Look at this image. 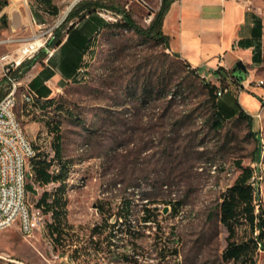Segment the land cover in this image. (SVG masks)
<instances>
[{"label":"rangeland","instance_id":"rangeland-1","mask_svg":"<svg viewBox=\"0 0 264 264\" xmlns=\"http://www.w3.org/2000/svg\"><path fill=\"white\" fill-rule=\"evenodd\" d=\"M93 2L116 24L96 38L81 79L50 81L53 105L40 100L39 106L17 108L35 147L42 132L52 135V149L48 143L41 152H55L47 123L59 122L64 160L71 162L69 230L62 241L49 226L29 238L17 226L1 230L0 264H237L223 259L228 230L220 203L241 161L254 168L256 203L264 205V119L245 95L264 92V41L263 62L247 64V88L232 82L237 92L230 86L219 102L222 118L239 109L237 101L247 107L252 128L237 117L214 127L205 83L220 85L218 75L190 72L163 43L138 32L150 27L162 0H9L3 11L8 25L0 23V78L7 63L44 49L56 29L64 34L77 18L55 26L78 3ZM250 5L264 19V0ZM123 11L135 28L117 22ZM38 37L45 46L23 53ZM40 69L37 63L19 81L29 83ZM223 85L229 86L226 78ZM97 225L99 233L93 231ZM236 231L238 241L258 233L245 217ZM260 253L258 264H264Z\"/></svg>","mask_w":264,"mask_h":264},{"label":"trees","instance_id":"trees-1","mask_svg":"<svg viewBox=\"0 0 264 264\" xmlns=\"http://www.w3.org/2000/svg\"><path fill=\"white\" fill-rule=\"evenodd\" d=\"M173 1L174 0H162L161 7L155 12L150 27L143 31L138 29V32L142 35L163 43L166 49L170 47V37L163 32V22ZM8 5L9 0H0V23L5 26L8 25V15L3 11ZM99 7H102L99 2L78 3L69 13L65 22H69L74 18L77 19L71 22V25L67 27L64 34H60V31L56 29L52 37L47 41V47L51 49L60 48L56 55L53 53L54 55L52 54L53 56L48 58L49 65L44 61L48 57V51L46 49H41L32 58L25 59L16 69H11L9 72L5 73L4 76L0 78V101L11 88L10 79L19 81L37 63H40L43 68L29 84L38 95L34 103L38 106L40 105V100H45L47 105H53L55 103L54 98L50 97L52 89L46 84V81L55 74L56 66L63 72L68 81L80 80L82 72H84L85 64L87 63L84 56L88 55L93 50L95 40L101 32L116 24L100 15L98 11ZM123 19L124 20H118L117 22H120L121 25L127 28L134 27V23L126 11H123ZM77 24H81V26L76 27ZM65 36L68 37L63 43ZM240 42L241 46L244 48L253 47V61L255 64H261L263 62V20L261 17L256 18L253 36L248 39H243ZM185 63L191 70L190 72L199 74L197 68L192 67V65L186 61ZM222 70L223 68L219 67L217 72L221 73ZM230 76L234 82L239 84L232 72ZM223 78L225 79L226 77H220V85L211 82L205 83L213 106L212 125L214 127H221L225 121L237 117L247 120L252 128L253 116L248 113L238 101L237 104L239 105V109L233 113L232 116L227 118H222L220 116V97L229 91V89L225 91L228 85H223ZM5 84H8V88ZM148 92H151V90ZM219 92L222 93L219 94ZM259 99L264 106V99L261 97H259ZM47 124H49L50 129L55 134L53 142L54 155L50 157L48 153L39 152L37 157L32 160V164L36 179L41 183H49L51 181L61 182L59 187L53 192L45 191L38 200V205H43L47 213H53V220L48 226L55 236V239L62 241L66 231L69 230V203L67 195L71 162L64 160L63 135L60 130L59 122L55 121L54 123V121H51ZM56 164L59 167V172L54 171L53 174L50 173L51 166ZM237 164L239 167V174L220 203L221 222L228 230L227 245L223 250V259L226 261L232 260L237 264H258L260 252L264 250V205L256 203V188L252 181L255 174L254 168L252 166L242 165L241 161H237ZM180 204L179 201L174 202L173 211L176 212ZM128 205L129 203H127V206ZM244 217L245 221L249 223L251 231L255 233L257 230L258 233L257 235H251L247 239L238 241L235 239L237 234L236 228ZM101 229L102 226L97 225L93 228V231L99 233Z\"/></svg>","mask_w":264,"mask_h":264},{"label":"crops","instance_id":"crops-1","mask_svg":"<svg viewBox=\"0 0 264 264\" xmlns=\"http://www.w3.org/2000/svg\"><path fill=\"white\" fill-rule=\"evenodd\" d=\"M254 1L256 0H174L163 22V32L170 37L168 50L190 63L192 67L197 68L204 75H207L206 73L208 75L217 74V78H220L222 73L227 79L228 89L230 90L231 83L234 82L230 73H233L235 64L240 60L246 65L255 64L253 61V47L244 48L241 46L240 41L253 36L257 17H261L263 20L264 41V19L250 5ZM45 2L50 3V0H45ZM53 11H56V7H53ZM78 26H81V24H77L76 27ZM67 37L65 36L63 43L67 40ZM59 49V47L54 49L53 53L56 55ZM86 57L87 55L84 56V58ZM48 58L44 60L47 65H49ZM219 67L223 68L221 73L217 72ZM41 69L36 72L30 81ZM57 78L68 81L63 72L56 66L55 74L46 81V84L52 89L49 82ZM52 94L50 97H52ZM245 95L247 99L255 100L254 110L256 112L264 107L259 99V97L264 99L263 91L252 89L245 92ZM241 106L250 113L247 107ZM42 145L40 138L39 147L37 148L40 152L45 149L42 148ZM53 155L54 153L49 154L50 157ZM54 167L55 165L50 168L52 174ZM60 184L61 182L57 181L41 183L36 179L35 174L28 185L29 200L32 199L31 194H33L35 199L31 202L38 201L45 191L53 192Z\"/></svg>","mask_w":264,"mask_h":264},{"label":"built area","instance_id":"built-area-1","mask_svg":"<svg viewBox=\"0 0 264 264\" xmlns=\"http://www.w3.org/2000/svg\"><path fill=\"white\" fill-rule=\"evenodd\" d=\"M119 16L122 17L123 15L120 14ZM65 18L66 15L55 27H59ZM33 21L41 26L35 17H33ZM36 41L37 43H35ZM45 41L42 37H38L32 44L28 45L30 46L28 51L25 52V48L28 46L23 48V53L36 52L40 47L45 46ZM44 49L48 51V57L54 52V49L47 47V45ZM23 61L20 59L14 63H7L4 66L5 73L17 68ZM10 80L11 88L0 101V231L17 226L21 234L29 238L37 230H43L42 227H48V224L53 220V213H47L43 205H38V201L31 202L29 200L28 185L35 177L32 160L37 157L40 151L29 138L17 114V108L20 104L31 107L38 95L29 83L23 85L21 81ZM246 82L239 83V87L241 89L247 87ZM261 84L264 86V80L261 81ZM221 93L219 92V94ZM27 110L29 111V109ZM256 117L260 120L264 119V107L256 113ZM262 129L264 130L263 124ZM262 135L264 142V132ZM51 137L52 135L48 131L42 132L41 144H43V149L48 148V143H50L48 150L52 149ZM54 171L59 172L57 164ZM255 180L256 174L252 178L254 185Z\"/></svg>","mask_w":264,"mask_h":264},{"label":"water","instance_id":"water-1","mask_svg":"<svg viewBox=\"0 0 264 264\" xmlns=\"http://www.w3.org/2000/svg\"><path fill=\"white\" fill-rule=\"evenodd\" d=\"M248 73V67L242 60L235 64L233 68V76L240 84H243L247 80Z\"/></svg>","mask_w":264,"mask_h":264},{"label":"bare ground","instance_id":"bare-ground-1","mask_svg":"<svg viewBox=\"0 0 264 264\" xmlns=\"http://www.w3.org/2000/svg\"><path fill=\"white\" fill-rule=\"evenodd\" d=\"M37 39V38H36ZM35 43H37V41L35 42ZM29 48H30V46H29ZM26 52V51H25Z\"/></svg>","mask_w":264,"mask_h":264}]
</instances>
